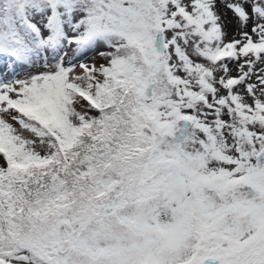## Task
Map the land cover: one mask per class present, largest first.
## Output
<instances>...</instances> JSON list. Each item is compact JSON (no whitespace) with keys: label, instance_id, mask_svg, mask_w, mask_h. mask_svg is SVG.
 Returning <instances> with one entry per match:
<instances>
[{"label":"snow or ice","instance_id":"6c2138e0","mask_svg":"<svg viewBox=\"0 0 264 264\" xmlns=\"http://www.w3.org/2000/svg\"><path fill=\"white\" fill-rule=\"evenodd\" d=\"M0 264H264V0H0Z\"/></svg>","mask_w":264,"mask_h":264}]
</instances>
